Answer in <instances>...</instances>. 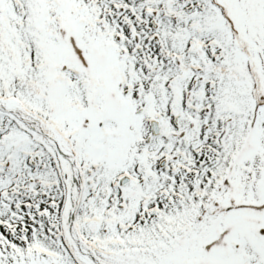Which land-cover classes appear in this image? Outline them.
<instances>
[{
  "label": "snow or ice",
  "instance_id": "obj_1",
  "mask_svg": "<svg viewBox=\"0 0 264 264\" xmlns=\"http://www.w3.org/2000/svg\"><path fill=\"white\" fill-rule=\"evenodd\" d=\"M0 264H264V0H0Z\"/></svg>",
  "mask_w": 264,
  "mask_h": 264
}]
</instances>
